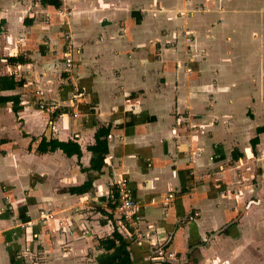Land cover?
Listing matches in <instances>:
<instances>
[{
  "label": "crops",
  "instance_id": "crops-1",
  "mask_svg": "<svg viewBox=\"0 0 264 264\" xmlns=\"http://www.w3.org/2000/svg\"><path fill=\"white\" fill-rule=\"evenodd\" d=\"M67 5L45 22L58 9L0 0V76L27 79L0 93L22 105L0 104V264H116L122 251L99 243L114 230L130 264H162L158 248L171 264H264V0ZM19 55L28 63L7 62ZM100 127L108 153L93 171ZM42 137L81 157L38 153ZM122 180L140 206L131 221L108 198Z\"/></svg>",
  "mask_w": 264,
  "mask_h": 264
},
{
  "label": "trees",
  "instance_id": "trees-1",
  "mask_svg": "<svg viewBox=\"0 0 264 264\" xmlns=\"http://www.w3.org/2000/svg\"><path fill=\"white\" fill-rule=\"evenodd\" d=\"M41 5L50 6L57 9L59 8L60 3L58 0H41ZM7 62L11 65H24L28 63V61L20 55L17 57L7 58ZM26 80L27 79L24 76H22L20 79H16L14 74L0 76V93L22 88L25 85ZM1 103H10L11 111L15 114H17L22 109L19 95H0V104ZM53 118L54 115L51 116V120ZM109 130V127L98 128L94 135V144L87 147V151L91 154L90 170L99 171L104 166L105 156L108 153L107 136L109 135ZM257 131L259 133L264 132V127L259 128ZM257 142L258 140L256 138L251 140L252 147H254ZM56 150L62 151V153L67 157L76 156L78 159L81 157L80 146L72 140L63 142L57 139L47 140L45 137H42L37 147V152L41 154L55 152ZM233 157L237 158V156ZM111 208L113 209L115 206L112 205ZM99 243L107 250L118 248L122 251L123 255L116 264H130L129 254L126 250L128 246L127 242L117 230H114L111 236L99 241ZM162 262V264H171V262L165 260H162Z\"/></svg>",
  "mask_w": 264,
  "mask_h": 264
},
{
  "label": "built area",
  "instance_id": "built-area-1",
  "mask_svg": "<svg viewBox=\"0 0 264 264\" xmlns=\"http://www.w3.org/2000/svg\"><path fill=\"white\" fill-rule=\"evenodd\" d=\"M58 1L60 3V6L59 8H57L58 9L57 13L44 14L45 22H48L51 18L57 17L58 14L65 19H67L70 16V11L66 7L69 0H58ZM122 24L123 23H120V25ZM72 51H73V44L71 40L67 38L66 52H65V57H64L65 72L67 73V75H69V73L72 71V68H73ZM72 87H73V92L75 96L73 99H71V103H72L71 105L73 107H76L77 100L83 97L84 92L82 88L78 86L74 85ZM38 107L40 110L46 113H49V114H53L58 109L57 104H55L54 102L44 103L43 101H41L38 103ZM77 116L78 115L76 113L73 114V117H77ZM108 198L111 204L115 206L114 211L116 212L119 220L121 221L122 220H125V221L133 220V218L136 216L138 209L140 208L138 203L131 197L127 180H122L119 183L115 184L113 189L109 192ZM172 199H173V195L171 194L168 195L167 200H172ZM197 216H198L197 212H191L188 215L187 220L189 222H192L197 218ZM49 217L51 216L49 215L42 216V218H49ZM25 226L26 225H23V228ZM144 236L145 235L142 232L138 231L135 234L134 242L137 245H142L144 238H145ZM155 253H156V258L160 260H172L175 258L174 253H167L162 248H158Z\"/></svg>",
  "mask_w": 264,
  "mask_h": 264
},
{
  "label": "rangeland",
  "instance_id": "rangeland-1",
  "mask_svg": "<svg viewBox=\"0 0 264 264\" xmlns=\"http://www.w3.org/2000/svg\"><path fill=\"white\" fill-rule=\"evenodd\" d=\"M66 7H68V5Z\"/></svg>",
  "mask_w": 264,
  "mask_h": 264
}]
</instances>
